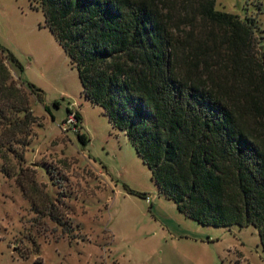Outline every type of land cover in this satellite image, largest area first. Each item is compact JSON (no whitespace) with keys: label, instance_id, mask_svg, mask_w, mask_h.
<instances>
[{"label":"trees","instance_id":"16d2710c","mask_svg":"<svg viewBox=\"0 0 264 264\" xmlns=\"http://www.w3.org/2000/svg\"><path fill=\"white\" fill-rule=\"evenodd\" d=\"M36 2L84 99L126 134L158 193L201 225L255 227L264 252V38L256 19L217 11L216 0ZM6 64L20 69L0 47V145L19 143L33 123Z\"/></svg>","mask_w":264,"mask_h":264},{"label":"rangeland","instance_id":"374dc122","mask_svg":"<svg viewBox=\"0 0 264 264\" xmlns=\"http://www.w3.org/2000/svg\"><path fill=\"white\" fill-rule=\"evenodd\" d=\"M215 9L255 18L264 38V0ZM0 47L33 115L19 143L0 145V264H264L255 227L201 225L158 193L126 134L84 99L36 0H0Z\"/></svg>","mask_w":264,"mask_h":264},{"label":"built area","instance_id":"2783aa9c","mask_svg":"<svg viewBox=\"0 0 264 264\" xmlns=\"http://www.w3.org/2000/svg\"><path fill=\"white\" fill-rule=\"evenodd\" d=\"M68 122L71 124V126L73 127V129H77L76 128V124H77V120L74 114H69L68 116Z\"/></svg>","mask_w":264,"mask_h":264}]
</instances>
